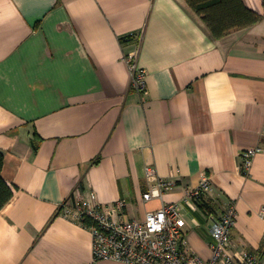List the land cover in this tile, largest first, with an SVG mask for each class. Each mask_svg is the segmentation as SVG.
<instances>
[{
	"label": "crops",
	"instance_id": "crops-1",
	"mask_svg": "<svg viewBox=\"0 0 264 264\" xmlns=\"http://www.w3.org/2000/svg\"><path fill=\"white\" fill-rule=\"evenodd\" d=\"M244 1L264 16L263 0ZM137 48L147 95L124 59ZM251 148L262 151L246 174ZM0 153L14 191L0 264H122L94 261L66 201L123 202L137 221L180 202L204 260L232 203L234 249L264 262V17L216 39L185 0H0ZM148 166L177 187L147 203ZM204 175L214 194L194 209L183 199Z\"/></svg>",
	"mask_w": 264,
	"mask_h": 264
},
{
	"label": "built area",
	"instance_id": "built-area-1",
	"mask_svg": "<svg viewBox=\"0 0 264 264\" xmlns=\"http://www.w3.org/2000/svg\"><path fill=\"white\" fill-rule=\"evenodd\" d=\"M139 49L125 55L124 59L133 74L132 88L147 95L146 72L138 65ZM261 148H251L240 153L242 169L250 173L254 159ZM147 192L145 202L162 199L166 193L177 187L174 180L160 178L154 167L145 170ZM214 194V187L207 175L200 183L186 190L184 202L196 209ZM95 201V194L91 195ZM123 202L115 206L98 203L72 205L64 203L61 213L68 219L84 225L89 219L92 225L87 228L92 235V251L95 262L116 261L122 264H259V254L247 250H235L232 231L236 224V209L229 203L225 210L210 225L209 231L214 240L212 257L204 260L189 247L184 229L187 222L183 205L180 202L165 203L157 211L149 212L144 221L130 219Z\"/></svg>",
	"mask_w": 264,
	"mask_h": 264
},
{
	"label": "trees",
	"instance_id": "trees-1",
	"mask_svg": "<svg viewBox=\"0 0 264 264\" xmlns=\"http://www.w3.org/2000/svg\"><path fill=\"white\" fill-rule=\"evenodd\" d=\"M202 19L212 36L221 39L232 31L242 30L259 23L264 16L247 7L244 0H185ZM264 4V0H263ZM126 38L123 40L125 41ZM4 156L0 153V211L12 200L14 191L4 180L1 170ZM92 225L84 220V226Z\"/></svg>",
	"mask_w": 264,
	"mask_h": 264
},
{
	"label": "rangeland",
	"instance_id": "rangeland-1",
	"mask_svg": "<svg viewBox=\"0 0 264 264\" xmlns=\"http://www.w3.org/2000/svg\"><path fill=\"white\" fill-rule=\"evenodd\" d=\"M260 264H264V262L262 261Z\"/></svg>",
	"mask_w": 264,
	"mask_h": 264
}]
</instances>
